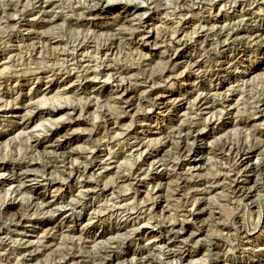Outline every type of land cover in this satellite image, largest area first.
<instances>
[{
    "label": "rangeland",
    "instance_id": "rangeland-1",
    "mask_svg": "<svg viewBox=\"0 0 264 264\" xmlns=\"http://www.w3.org/2000/svg\"><path fill=\"white\" fill-rule=\"evenodd\" d=\"M105 1L0 0V264H264V188L231 194L237 158L264 155V0ZM220 26L262 38L188 42ZM205 95L228 103L197 111ZM191 125L206 135L181 156Z\"/></svg>",
    "mask_w": 264,
    "mask_h": 264
},
{
    "label": "bare ground",
    "instance_id": "bare-ground-1",
    "mask_svg": "<svg viewBox=\"0 0 264 264\" xmlns=\"http://www.w3.org/2000/svg\"><path fill=\"white\" fill-rule=\"evenodd\" d=\"M101 1L102 0H97V5L98 4H101ZM122 2V0H109V1H105V4H107V5H111V4H114V3H116V2ZM254 1V0H253ZM261 0H255V2L257 3V2H260ZM12 2V1H11ZM10 3V2H9ZM93 3V2H92ZM103 3V2H102ZM119 4V3H118ZM122 4V3H121ZM208 4V3H207ZM249 5V4H248ZM230 6V5H229ZM230 8V7H229ZM14 10V9H13ZM47 13V12H46ZM245 17H247V18H244L243 20H240L239 22H238V26L240 27V26H244V25H249V24H251V23H253V22H255L254 21V19L252 18V17H250V16H246L245 15ZM139 19V20H138ZM137 19V21H139V26H141V25H143V24H146V22L147 21H145V19L143 18V17H141L140 16V18H138ZM130 23H131V21H130ZM233 23V22H232ZM224 24V23H223ZM130 25V24H129ZM222 25V24H221ZM236 26V25H235ZM142 27V26H141ZM213 27V26H212ZM209 28H211V27H209ZM248 28V27H247ZM132 29V28H131ZM237 29V28H236ZM130 32V31H129ZM134 32V31H133ZM210 32V31H209ZM253 32V31H252ZM131 35H132V33H130ZM135 34V33H134ZM130 35V36H131ZM262 35V34H261ZM253 36H255V35H252L250 32H246V31H244L243 33L242 32H240V31H238V30H233V28H228V26H227V28L225 27V26H220V27H217L212 33H209V34H206V35H204V37H203V39H200V38H189V43H192V45H194V46H200L199 44H201L200 43V41L201 42H204V43H212L214 40H216V41H219V40H221V39H224V41L222 42V48H224V50L223 51H231L232 53H242V50L241 49H243V48H245L246 47V45L247 44H249L250 42H252V41H255V42H258V40H261L260 38H262L260 35H258V36H256V37H253ZM126 38V37H125ZM130 38V37H129ZM263 40V39H262ZM170 41V40H169ZM77 42V41H76ZM174 45H173V50H172V52H173V56H175V57H177V54L179 53V50L185 45V41L183 40V39H177L175 42H172ZM80 45V44H79ZM84 45V44H83ZM190 45V44H189ZM201 47V46H200ZM82 48V47H81ZM119 48V47H118ZM76 49V48H75ZM129 49V48H128ZM35 50V49H34ZM123 50V49H122ZM194 50H197V52L198 51H200L199 49H196L195 47H194ZM80 51V50H79ZM113 51V50H112ZM211 52V51H210ZM78 53V52H77ZM208 54V53H207ZM212 54V53H211ZM223 54V53H222ZM69 56V55H68ZM83 56V55H82ZM85 56V55H84ZM113 57V56H112ZM56 58V57H55ZM83 58V57H82ZM106 58V57H105ZM109 58V57H108ZM132 59V58H131ZM93 61V60H92ZM221 61V60H220ZM89 62V61H88ZM219 63V62H218ZM67 64V63H66ZM188 64V66L192 69V70H194V69H196V70H198V69H200V64H199V62H198V60H196V61H190L189 63H187ZM226 65H227V63H225ZM224 67V62L222 61L221 63H219V68H223ZM88 69V68H87ZM88 70H90V69H88ZM87 70V71H88ZM85 71V70H84ZM100 72V71H99ZM87 73V72H86ZM90 73H93V72H90ZM224 73V72H223ZM234 73L235 72H229V73H226V75H227V77H230V76H234ZM97 75V74H96ZM84 76V75H83ZM89 76H91V75H89ZM223 76V75H222ZM93 77V76H92ZM200 77V76H199ZM203 78H205V76H203ZM208 78V79H207ZM206 78V80L209 82V83H214V82H218V83H221V82H223V80H222V78L220 77V76H208ZM89 79H91L90 77H89ZM94 79V78H93ZM87 79H85V81H86ZM204 80V79H203ZM90 81V80H89ZM114 82V81H113ZM155 82V81H154ZM154 82H151V84L153 83L154 84ZM115 83H116V81H115ZM143 85V84H142ZM218 85V84H217ZM196 86H198V85H196ZM200 86V85H199ZM123 87H125L124 86V84L123 83H120V84H116V88L117 89H123ZM196 88V87H195ZM215 88V87H214ZM116 90V89H115ZM215 91V90H214ZM197 92V91H196ZM207 92V91H206ZM187 93V92H186ZM214 93V92H213ZM228 93H230V92H228ZM157 94V93H156ZM202 95V94H201ZM207 95V94H206ZM203 96V97H200V96H198L199 98L196 100V102L194 103V105H195V108H196V110L197 111H200V112H204V111H208L209 110V113L210 112H212L214 109H215V107L217 108V106L219 105V104H226V103H228V99L226 98V96H216V98H215V94L213 95L214 97L210 100L209 98L210 97H208V96ZM249 97V96H248ZM213 99H215L214 101H213ZM161 102L160 104H162V105H164L165 103H163L162 102V100L160 101V99H155V102ZM168 101V100H167ZM18 105V104H17ZM260 105V104H259ZM262 105V104H261ZM24 106V105H23ZM22 106V108L24 109V107ZM243 106V105H242ZM20 107V106H19ZM258 108V107H257ZM256 108V109H257ZM1 110V109H0ZM26 110V109H25ZM49 110V109H48ZM53 110H54V108H53ZM56 110V113L57 114H59V113H61V112H63L64 110L62 109V108H57V109H55ZM44 111V110H43ZM195 111V110H194ZM196 111V112H197ZM22 112H24V111H22ZM46 112V111H45ZM52 113V112H51ZM46 114V113H45ZM49 114V113H48ZM256 114V113H255ZM20 115H22V114H20ZM257 115H260V116H262V115H264V109H258L257 110ZM15 116V115H14ZM23 116V115H22ZM22 116H20V117H22ZM217 116V115H216ZM220 116V115H219ZM24 117V116H23ZM21 119H23V118H21ZM96 120V119H95ZM20 121V120H19ZM93 121V120H92ZM216 121V120H215ZM215 121L214 120H212V119H207L206 120V122L204 123V127H203V130H205V129H211L212 128V126H214V125H216L217 127H218V125L220 124V123H215ZM24 122V121H23ZM17 123H19V122H17ZM25 123V122H24ZM225 122H223L222 124H224ZM240 123V122H239ZM237 121L235 122V124H239ZM29 124V123H28ZM200 124V123H199ZM231 124H232V122H231ZM242 124V123H241ZM243 124H245V123H243ZM24 125H26L27 126V124H24ZM193 125V124H192ZM189 126L188 128L186 127V128H183V127H181V126H179L178 128H177V132H176V137H174V138H176L177 139V152L179 153V155H183V154H185L188 150H187V148H188V144H189V142L190 141H195L196 139H201V138H204L205 137V135L206 134H204L203 132H202V130L201 129H198L199 127L197 126ZM225 125V124H224ZM237 126V125H236ZM59 128L56 130V131H53V130H48L49 131V134H48V138H52V139H55L56 138V140L57 139H59V137L60 136H62V134H61V131H63L64 130V128H65V126H64V124L62 125V124H59V126H58ZM226 132V131H225ZM46 134H47V132H46ZM61 134V135H60ZM66 135V134H65ZM61 138H63V137H61ZM59 141V140H58ZM229 144V143H228ZM170 145V142L167 140V137H166V140H165V142H164V146H169ZM220 146V145H219ZM218 146V149L220 148ZM174 147V146H173ZM217 147V146H216ZM233 147V146H232ZM228 147L226 146V144H222L221 145V151L222 150H225V149H227ZM162 149V148H161ZM229 149V151H230V149L231 148H228ZM239 149V148H238ZM194 150V149H193ZM232 150V149H231ZM219 151V150H218ZM260 152V151H259ZM55 153H57V152H55ZM222 153V152H221ZM228 154V153H227ZM264 154V153H263ZM57 155H60V156H57V157H59L61 160H68V159H70L74 154H73V150L72 149H68V150H64V151H62V152H59ZM186 155V154H185ZM189 155V154H188ZM187 156V155H186ZM159 157H161V156H159ZM193 158V157H192ZM205 158V157H204ZM60 160V161H61ZM236 160V159H235ZM109 161V160H108ZM63 163V162H62ZM65 165V164H64ZM218 165V164H217ZM47 166V165H46ZM45 166V167H46ZM236 166H237V168H238V173H237V175L235 176V179H234V181H233V191H232V195L234 196V197H238V198H241V199H243V200H246V199H249L250 197H252L253 195H254V193L256 192V189L258 190L259 188H260V190H261V188H264V155H263V157H261V158H256V160L253 162V163H250V161L247 159V158H245V157H239V158H237V160H236ZM26 167L28 168V170L27 171H31L32 170V168L34 167V164H29L28 163V165H26ZM25 167V168H26ZM100 168V167H99ZM98 168V169H99ZM189 170V174L190 173H195L196 171H197V167L195 166V165H191L190 166V168L188 169ZM74 171L75 172H78L77 171V169H74ZM73 172V171H72ZM254 174L256 175L257 174V177H258V175H260V177H261V179H260V183L257 185V187L256 186H254L253 184H256L257 183V181H256V183L253 181V177H255L254 176ZM186 175V174H185ZM221 176H223V175H221ZM32 177V176H31ZM29 179V176H25L24 177V179ZM26 180L25 182H24V184H22V189H25V191L26 190H28V191H34L35 190V187H31V188H28V185L26 186L25 184L26 183H28L30 180ZM220 180V179H219ZM231 180V179H230ZM250 183V184H252V186L251 187H248L247 186V183ZM211 183V182H210ZM211 185V184H210ZM18 186H21V185H18ZM45 186V185H44ZM15 187V186H14ZM16 188V187H15ZM18 188V187H17ZM16 188V189H17ZM204 188H206V187H204ZM209 188L210 187H208L206 190H204V191H202V193L201 194H205L206 192H208V190H209ZM14 189V188H13ZM260 190H258V192L260 191ZM138 191V190H137ZM12 193H18V189L17 190H14ZM84 194L83 195H85V197L86 196H88L89 195V191L88 190H86V191H84L83 192ZM208 194V193H207ZM230 194V195H231ZM43 198V197H42ZM46 202V204L47 205H49L50 203H51V201H49V202H47V201H45ZM61 202V201H60ZM80 202V201H79ZM12 203V202H11ZM77 203V202H76ZM46 205V206H47ZM30 207V206H29ZM59 207V206H58ZM74 208V207H73ZM56 209V208H55ZM93 213H95V212H93ZM99 215V214H98ZM189 217H193V214L191 213L190 215H189ZM193 219V218H192ZM191 223V222H190ZM13 224V223H12ZM172 225V224H171ZM180 227H181V230L184 232V230H185V226H184V224H181L180 225ZM172 228V230L175 228V226L174 227H171ZM178 228V227H177ZM178 230V229H177ZM187 230V229H186ZM243 230V229H242ZM11 232V231H10ZM5 236V235H4ZM54 240V239H53ZM2 241V240H1ZM8 242V241H7ZM165 243V245L167 246V247H169L170 246V242H168V241H165L164 242ZM32 245V244H31ZM55 245V244H54ZM17 246V245H16ZM41 246V245H40ZM24 247V246H23ZM43 249V248H42ZM172 252V251H171ZM32 253V252H31ZM96 254V253H95ZM174 254V253H173ZM137 260V259H136ZM139 261V260H138ZM75 263V262H74ZM139 262H137V264H138ZM63 264V263H62Z\"/></svg>",
    "mask_w": 264,
    "mask_h": 264
}]
</instances>
